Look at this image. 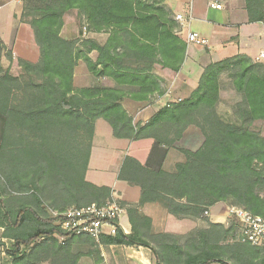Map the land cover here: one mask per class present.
Wrapping results in <instances>:
<instances>
[{"label":"trees","instance_id":"1","mask_svg":"<svg viewBox=\"0 0 264 264\" xmlns=\"http://www.w3.org/2000/svg\"><path fill=\"white\" fill-rule=\"evenodd\" d=\"M245 1L248 22L264 23V0ZM163 2L21 0L20 22L30 27L39 59L17 60L20 75H13L12 53L0 39V229L12 244L6 253L10 264H77L83 256L71 250L77 240L96 248H146L154 264H229L228 248L219 244L235 231L234 224L227 229L210 224L186 246L166 234L150 243L139 233L140 223L150 222L139 209L162 202L180 218L206 219L209 208L224 203L264 218V138L249 130L253 122L264 121V63L235 56L210 64L188 98L160 108L143 125L134 124L121 105L162 96L164 82L155 67L178 73L184 62L186 43ZM71 11L87 33L106 34L105 42L62 38L63 18ZM92 52L95 61L88 56ZM2 57L9 67L2 66ZM78 61L95 79L107 78L114 86L75 87ZM224 75L240 98L232 107L234 123L217 112ZM97 120L109 125L115 139L152 140L161 156L154 167L124 158L117 179L140 192L137 207L127 212L130 233L118 228L95 244L89 237L65 235L58 218L47 216L44 198L48 194L58 212L110 199V188L85 179ZM189 126L200 130L203 145L196 152L182 151L184 162L172 172L162 169L164 155ZM55 235L65 238L64 244ZM242 246L237 247L245 253L251 250Z\"/></svg>","mask_w":264,"mask_h":264},{"label":"crops","instance_id":"2","mask_svg":"<svg viewBox=\"0 0 264 264\" xmlns=\"http://www.w3.org/2000/svg\"><path fill=\"white\" fill-rule=\"evenodd\" d=\"M163 1V5L169 14V18L176 23L177 28L180 30L178 33L180 38L186 43L185 40L187 33L195 32L199 37L204 39L205 44L202 46L186 44L184 62L178 73H174L168 69H162L159 66L155 67L154 74L164 82V93L162 96L158 97L154 95L146 102H132L130 100L122 101L121 105L123 109L133 119L134 124L143 125L147 123L160 108L171 103H179L188 98V96L197 88L204 68L210 64L235 56H244L253 61L258 60L259 62L264 63V58H260V55L264 53V23L248 22L245 0ZM14 4H16L17 7H14ZM211 6H213V8ZM21 9L19 1L0 0V39L7 49L11 51L14 61H16V56L12 52V46L15 37H13L11 33L14 29L18 31L19 28L24 27V24L20 22ZM74 15L76 16V11H74ZM176 15L182 17V26L175 21L174 17ZM63 21L64 24L60 32L61 37L67 40L74 39L77 34L74 20L71 23L66 22V16H64ZM101 35L105 36L102 41L105 42L107 35ZM94 36H96V34H88V38L90 39H95ZM88 56L92 61H95L97 57L95 52L90 53ZM3 60L4 58L2 57V66L4 68L9 67V63ZM37 61L32 63H36ZM73 84L77 88L92 87L98 84L105 87L114 86V83L107 78L95 79L89 74L82 61H78L74 69ZM189 135H196L198 139H201L200 144L202 143V135L200 131L193 126H189L183 133L181 141L176 144L175 148H185L191 151H196L183 144L186 140L185 137L187 138ZM105 147L108 148V153H116L118 156L114 158L115 162L112 165V168H110L109 165H103L100 168L94 169L103 174L104 177L102 179L94 176L93 179L90 180L89 171L91 168L93 152L95 149L100 148L104 151ZM153 147L154 143L150 139L134 142L115 139L112 136V131L109 125L103 120H97L95 122L92 148L85 179L95 186L110 188L113 195L117 196L120 200H124L127 203H137L140 195L138 189L130 187L125 182L119 181L117 175L125 157H131L141 165H149L150 167L158 165L161 151L154 150ZM180 162L181 158L178 156L177 152L175 150H169L164 155L161 166L162 169L167 170ZM130 189H137V191H135L136 193H133L135 199L131 201L128 200L127 197L128 190ZM217 206L218 205L212 207L210 212L217 210V208H221ZM225 217H227V215L217 216L212 222H222ZM109 248H111V246ZM125 249L128 257L131 258L132 255L129 253L132 248L125 247ZM103 257L104 254H101V258ZM83 263L79 261L77 264ZM96 264H106V259L103 258L102 262H97ZM130 264L132 263L130 262ZM148 264L150 263L148 262Z\"/></svg>","mask_w":264,"mask_h":264},{"label":"rangeland","instance_id":"3","mask_svg":"<svg viewBox=\"0 0 264 264\" xmlns=\"http://www.w3.org/2000/svg\"><path fill=\"white\" fill-rule=\"evenodd\" d=\"M17 1L20 2L21 8H22L21 0H17ZM13 6L17 7L16 4H14ZM65 16H66V22L71 23L74 20L76 31H77L75 38H77V40L79 41L83 39H87L89 33H87L86 26L83 21H80L79 19H77V17L74 15V11L67 13ZM11 35L15 37V40H13L14 43L12 46V52L16 56V61L14 60L12 61V63L10 64V70L13 73V75H20V69L17 66V60L23 59L29 62H35L38 60V50H37V46L34 41L33 33L28 25L24 24V27L19 28L18 31L14 29ZM94 38L98 42L103 43L102 41L105 38V36L101 34H96ZM7 51L10 52V50L8 49ZM3 61L6 62L7 60L4 58ZM254 62H259V61L255 60ZM220 88H221L220 94H219L220 103H219L217 112L225 122L234 123L235 118L232 116V107L240 100V98L233 92L231 83L225 75L221 78ZM0 129H1V126H0ZM249 130L253 133L258 134L261 138H264V121L253 122L249 126ZM181 139L178 142H180ZM185 139H184L185 142L183 141L184 146L190 149H193V150L195 149L196 151L199 150L204 143L203 135H202L201 144H200L201 139L200 138L198 139L196 135H189L187 138L185 137ZM178 142H176L173 145V148L171 150H175L178 156L181 158V162H184V156L182 154V151H190V152H196V151H191L185 148H179V149L175 148ZM117 156L118 155L116 153H108L107 147H105L104 151L101 148L95 149L93 152V157L91 161L89 179L92 180L94 176L102 179L104 177L103 174L101 172L95 171L94 169L100 168L103 165L104 166L109 165L110 168H112V165L115 162L114 158ZM174 167H170L166 171L172 172L174 170ZM137 189L128 190V196H127L128 200L131 201L135 199L133 193H136L135 191H137ZM28 193L31 194L30 192ZM8 194L15 196V197L19 195H22V196L28 195L25 192H22V193L9 192ZM7 196H8L7 194L4 195L3 196L4 199L5 198L7 199ZM45 197H46L44 198V200L46 201L45 207L49 211L47 212V216L54 217L55 213L56 212L59 213L60 211L58 212L57 210H53V208L51 207L50 201L48 199V197H50L48 194H46ZM113 199L117 200L119 203H121V205H123L126 208V217H123L121 219V222H122L123 228L124 229L126 228L125 230L128 235L130 233V225L128 222L127 212L128 210L137 207L140 201V195H139V199L137 203L133 204V203H127L124 200H120L117 196H114L112 193L110 199H107L105 203L110 202ZM216 205H218L217 207H221V208H217V210L213 212H210V209L212 207L209 208L208 210L209 216H206L204 214L207 217L206 218L207 220H206V219H195V218H190V217L180 218L179 216H176L175 214H171V210L168 209V207L166 208V206L162 202H158L154 204L146 203V205L142 206L139 209V213L141 214V216L145 217L146 219H149L150 222L148 223V226L140 223L139 233L141 234V237L144 240L150 243H154L156 240H158L157 238L158 235L166 234V235H170L173 239H176V241L179 242L181 245L186 246L185 243L190 238L194 237L196 232L207 230L210 224H213V223L220 224L226 229L231 224H234L233 220L229 216L225 217V219L222 222H212L214 221V218H216L217 216L227 215V208L225 207L227 206L226 204L218 203ZM2 233H3V230L0 229V264H10V260L7 258L6 253L12 244L8 240L2 239ZM94 242L95 244L99 243L96 241ZM245 244H246L245 247L247 249L249 248L251 249V250H248L247 253L241 251L239 247H237V246L243 247L242 245H245ZM219 246L228 248L224 258L228 261L229 264H264V247L255 248V247L248 245L247 243L242 242L239 236H237V234L235 233L234 229H232V231L229 233L226 240H224L223 242H220ZM130 248H132L129 253L130 255H132L131 258H129L127 253L125 252L126 251L125 247L113 246L109 248V247L98 246L96 248V246H91L90 242L84 243V242H81L80 240H77L76 243L71 244V250L73 254L75 253V254L83 255L79 260L81 261V263L84 262L83 264L85 263L96 264L99 259L101 260L100 262H102L103 258L106 259V264H130V262L132 264H144V263L148 264V262L150 264H154V258L149 249L142 248V247H130ZM137 248H140V249H137ZM132 250H135L137 252L132 251ZM88 253H93V256L92 257L87 256ZM101 254H104L103 258H101Z\"/></svg>","mask_w":264,"mask_h":264},{"label":"built area","instance_id":"4","mask_svg":"<svg viewBox=\"0 0 264 264\" xmlns=\"http://www.w3.org/2000/svg\"><path fill=\"white\" fill-rule=\"evenodd\" d=\"M174 19L181 26L183 25L180 15H176ZM185 41L186 44L198 46L205 44L204 39L195 32L187 33ZM260 58H264V53ZM226 208L227 216L233 220L235 233L242 242L255 248L264 247V218L240 207ZM205 215L208 216V212H205ZM54 217L58 218L57 225L60 230L71 238L89 237L99 242L101 236H114L118 228L127 234L121 222V219L126 217V208L115 199L102 205L91 203L81 207H69L62 212H56ZM54 237L60 244H64L65 238L57 235Z\"/></svg>","mask_w":264,"mask_h":264}]
</instances>
